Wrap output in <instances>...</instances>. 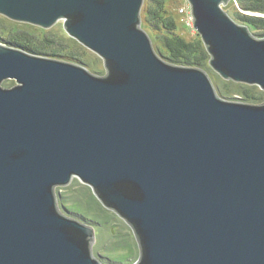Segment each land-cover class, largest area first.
Instances as JSON below:
<instances>
[{
  "label": "water",
  "instance_id": "1",
  "mask_svg": "<svg viewBox=\"0 0 264 264\" xmlns=\"http://www.w3.org/2000/svg\"><path fill=\"white\" fill-rule=\"evenodd\" d=\"M187 0L209 68L264 92V38ZM144 0H0V16L66 34L105 74L0 43V264H103L66 216L73 179L131 229L134 264H264V103L223 100L141 28ZM6 81H14L4 88Z\"/></svg>",
  "mask_w": 264,
  "mask_h": 264
},
{
  "label": "rangeland",
  "instance_id": "2",
  "mask_svg": "<svg viewBox=\"0 0 264 264\" xmlns=\"http://www.w3.org/2000/svg\"><path fill=\"white\" fill-rule=\"evenodd\" d=\"M165 2L166 13L173 16L178 24V31H176V35L182 37L187 42L198 41L199 37L193 29V25L186 24L187 17L178 13V9L182 5H184V3L180 0H165ZM148 5V0H144L141 11V28L150 38L153 49L157 53V55H167V51L161 43V37L163 35H166V33L163 30L157 31L151 29L149 24L147 23L146 15L149 7ZM244 7V0L243 2H239L238 0H231L230 3L224 8V10L233 20H235L234 17L236 13L244 14L247 16L254 15L250 12L245 11ZM254 16L264 18V15L261 13H257ZM12 23L21 25L20 23L12 22L0 16V28L2 29H0V34L8 35L10 33V29L16 28L13 27ZM28 26L30 27L26 30H28L30 33L39 35L37 36V39L41 43L44 50L49 51L52 49H57L63 55H73L74 58H79L81 61H83L91 73L100 76L105 74L103 61L97 55L81 46L74 39L70 38L63 28V21L56 23L48 30H44L36 26ZM39 30L45 32L48 35L46 36V39H44V34H39ZM3 31L5 33H3ZM257 33L252 32V34L256 35H264L263 30H260ZM258 38H264V36H259ZM55 42L61 44L62 46L59 45V47H57L56 44H54ZM205 72H207L215 90L217 91V94L223 100L248 105H261L264 103V92L261 91L258 87L225 81L212 70ZM14 85V81H6L2 86L4 88H11ZM84 187L87 186L82 184L79 180L73 179L68 187L57 188L56 192L58 191L72 200L76 199L77 197L81 198L80 196H82ZM63 213L70 218L78 220V218L70 214H67L65 212ZM93 228L95 233V242L92 247V252L95 258L100 260L103 264H134L137 261L139 250L137 248L136 241L131 229L123 220L115 215L107 225H94Z\"/></svg>",
  "mask_w": 264,
  "mask_h": 264
},
{
  "label": "trees",
  "instance_id": "3",
  "mask_svg": "<svg viewBox=\"0 0 264 264\" xmlns=\"http://www.w3.org/2000/svg\"><path fill=\"white\" fill-rule=\"evenodd\" d=\"M238 1L243 2V0ZM244 1L245 11L254 15L257 13L264 15V0ZM148 3L149 7L146 15L147 23L151 29L157 31L163 30L166 33V35L161 37V43L167 51V55L160 54V57L168 64L176 67L198 68L204 69L205 71H210L211 69L208 66L209 56L203 46L200 36L197 34L199 37L198 41H185L182 37L176 35V31H178V24L173 16L166 13L165 0H148ZM254 15L247 16L236 13L234 21L240 25L242 24L248 27L251 33H257L260 30L264 31V18ZM12 24L13 27L16 28L10 29V33L8 35L0 34L1 44L20 49L32 55L78 64L88 69L83 61H81L79 58H74L73 55H63L57 49H52L49 51L44 50L41 43L37 39V36L39 35L30 33L28 30H26L30 26L24 24ZM3 33L5 32L3 31ZM39 34H44V39H46V36H48L41 30H39ZM254 35L258 37L264 36L256 34ZM54 44H56L57 47L61 45L56 42ZM83 189L84 191L82 192V196H80L81 198L77 197L76 199L72 200L66 195H63L57 191L56 193L60 210L78 218V220L80 219L79 221H82L92 227L94 225H107L115 215L100 205V203L92 194L91 189L88 187H84Z\"/></svg>",
  "mask_w": 264,
  "mask_h": 264
},
{
  "label": "built area",
  "instance_id": "4",
  "mask_svg": "<svg viewBox=\"0 0 264 264\" xmlns=\"http://www.w3.org/2000/svg\"><path fill=\"white\" fill-rule=\"evenodd\" d=\"M180 1H182L184 3V5H182L178 9V13L187 17L186 24L192 25V18H191V15H190L189 4H188L187 0H180Z\"/></svg>",
  "mask_w": 264,
  "mask_h": 264
}]
</instances>
